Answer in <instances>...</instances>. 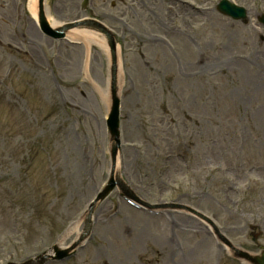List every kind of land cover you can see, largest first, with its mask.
<instances>
[{
  "label": "rangeland",
  "instance_id": "obj_1",
  "mask_svg": "<svg viewBox=\"0 0 264 264\" xmlns=\"http://www.w3.org/2000/svg\"><path fill=\"white\" fill-rule=\"evenodd\" d=\"M218 1L90 0L86 11L82 0L45 1L51 21L87 15L114 32L118 171L157 210L116 187L85 234L111 171L108 47L52 39L28 0H0V263L85 234L75 255L47 264H249L174 203L205 213L235 246L264 248V0H233L248 23Z\"/></svg>",
  "mask_w": 264,
  "mask_h": 264
},
{
  "label": "water",
  "instance_id": "obj_2",
  "mask_svg": "<svg viewBox=\"0 0 264 264\" xmlns=\"http://www.w3.org/2000/svg\"><path fill=\"white\" fill-rule=\"evenodd\" d=\"M89 0H84L83 7L85 8L88 5ZM218 9L227 14L230 15L234 18H242L244 20H247V11L244 7L238 6L237 4L231 2L230 0H221L220 3L218 4ZM38 18H39V23L42 28V30L50 35L53 38H63L66 35V31L69 30L70 28L77 26V25H86L90 28H94L99 30L100 32L104 33L108 39L110 48H111V54H112V98H113V103H112V108L111 112L109 114L108 118V126L111 132V135L113 137V144H112V166H113V173L112 176L104 188L103 192L99 195V199L105 197L110 190H112L116 184L118 183L121 187L125 188L124 182L120 177H115L114 170L117 162V153L118 149L120 147V130H119V104L120 100L119 97L117 96V89H116V77H117V57H116V42L113 34L111 31L100 21H97L95 19H83L80 21L76 22H70L66 23L63 26L59 28H54L51 26L49 23V20L47 18L45 8H44V3L43 0H40L39 4V13H38ZM260 19L264 22V14L260 16ZM187 209L192 210L194 213L199 215L200 217L209 220V217L204 215L203 213L195 210L188 208L184 206ZM224 241L233 249L234 254L238 257L244 258L251 262L252 264H264V250L262 251L261 255H254L249 253L246 250L240 249L235 247L227 238L223 237ZM57 251V258H64L67 255H70V249H58L56 247ZM47 256L41 255L38 260H28L20 264H43L46 260ZM8 264H16V263H8Z\"/></svg>",
  "mask_w": 264,
  "mask_h": 264
},
{
  "label": "bare ground",
  "instance_id": "obj_3",
  "mask_svg": "<svg viewBox=\"0 0 264 264\" xmlns=\"http://www.w3.org/2000/svg\"><path fill=\"white\" fill-rule=\"evenodd\" d=\"M38 5H39L38 0H28V9L30 10L31 14L33 15L36 21L38 16ZM51 25L54 27H58L59 25H61V23L56 20H53L51 21ZM67 37L75 40L79 39V40H84L86 42L88 41L89 43L97 42L101 46L106 47L105 40L99 39L97 37V32L90 29L72 28L67 32ZM75 229L79 231V226L76 225Z\"/></svg>",
  "mask_w": 264,
  "mask_h": 264
}]
</instances>
